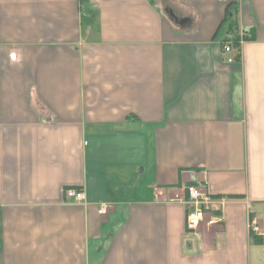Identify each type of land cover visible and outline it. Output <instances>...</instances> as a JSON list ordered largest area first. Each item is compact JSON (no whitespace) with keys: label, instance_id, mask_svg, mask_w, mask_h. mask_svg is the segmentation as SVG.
<instances>
[{"label":"crops","instance_id":"1","mask_svg":"<svg viewBox=\"0 0 264 264\" xmlns=\"http://www.w3.org/2000/svg\"><path fill=\"white\" fill-rule=\"evenodd\" d=\"M0 264H264V0H0Z\"/></svg>","mask_w":264,"mask_h":264},{"label":"built area","instance_id":"2","mask_svg":"<svg viewBox=\"0 0 264 264\" xmlns=\"http://www.w3.org/2000/svg\"><path fill=\"white\" fill-rule=\"evenodd\" d=\"M242 40L239 39V44ZM232 43H226L224 45V51H231ZM228 61H232L233 57H228ZM186 198L185 203L187 204L185 214V227L187 230L197 232L201 225H214L220 221L219 214L213 208L215 202L223 204L226 200L224 196L216 197L206 187L197 185L195 183L188 184L185 188ZM64 197L67 200L74 201L77 203H86V194L81 189L66 188L64 190ZM219 207V206H218ZM106 208V204L102 203L99 207V211L103 212ZM249 228L253 233H260L261 229L256 219H249Z\"/></svg>","mask_w":264,"mask_h":264}]
</instances>
